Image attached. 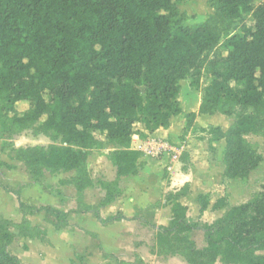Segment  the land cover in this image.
<instances>
[{
	"label": "trees",
	"instance_id": "1",
	"mask_svg": "<svg viewBox=\"0 0 264 264\" xmlns=\"http://www.w3.org/2000/svg\"><path fill=\"white\" fill-rule=\"evenodd\" d=\"M180 1L0 0V121H7L16 132L30 129L33 135L60 142L14 147L16 158L34 181L45 171L73 170L71 183L80 193L93 185L85 167L87 150L105 143L118 147L109 153L117 176L137 173L142 152L132 147V137L145 135L136 125L153 132L168 127L170 118L182 113L177 103L179 80L219 41L207 21L173 27ZM255 1L211 0L222 19L233 21L247 14L251 23L224 38L220 46L225 54L208 62L209 80L201 90L197 111L183 114L184 130L199 113L218 111L233 117L227 128L207 127L211 140L225 141L223 175L230 179L247 178L261 161L245 140L248 134L264 136V1L254 5ZM22 101L29 107L20 112L17 104ZM95 131L103 132L105 141L96 140ZM0 187L16 196L22 215L18 223L0 216V264H22L9 250L16 236L41 239L46 234L27 216L48 211L58 228L67 225L66 213L49 205L24 203L23 186ZM115 194L106 187L99 205L84 212L100 218L99 207ZM178 195L170 199V225L158 226L157 235L161 230L172 238L181 237L198 264L216 260L264 264V193L230 206L203 226L186 220V207ZM203 198L198 196L200 212L208 204ZM226 205L222 196L212 208ZM117 218L124 217L110 220ZM196 229L204 232L206 244L201 249L190 238Z\"/></svg>",
	"mask_w": 264,
	"mask_h": 264
},
{
	"label": "crops",
	"instance_id": "2",
	"mask_svg": "<svg viewBox=\"0 0 264 264\" xmlns=\"http://www.w3.org/2000/svg\"><path fill=\"white\" fill-rule=\"evenodd\" d=\"M182 89L180 88L178 95L182 93ZM198 101L199 98L195 95V97L189 100L187 108H184L180 104L182 113L172 116L169 120V126L166 128L159 127L153 132H148L145 130L143 124L139 125V131L145 135V138L142 139L134 135L132 139V147L142 152V155L138 159V165L140 164L138 171L136 174L117 176L115 167L110 163L112 172L108 174V182H115L116 194L111 202L99 207L98 213L100 218L93 212L80 211L79 208L72 204L74 202V198L72 197H67L68 201L66 200L65 204L58 203V201L55 202V199L49 195L42 183H32V181L24 183L26 186L20 192V198L24 203L35 206L49 205L60 210L62 213H66L67 225H60L56 230L44 227V221L41 217L43 212H33L27 216L31 225L42 227L45 230L48 246L53 247L51 239V235L53 236V234H51V230H55L59 234L61 241L63 235L65 241L69 243L73 242V246L70 248H67L68 245L65 246L64 244L63 248L57 247V252L60 254L59 259L64 262L65 260L68 261L65 264H70L69 259H75L76 255H84L85 261L82 263L77 262V264H104L106 261L103 259L102 253H105L109 257L108 264H116L118 261L133 264L136 257L144 264H188L178 254L163 255L162 252H158L152 248L155 228L157 226L168 227L172 219L171 198L165 200L163 198L164 195L168 192L176 194L184 185H189L186 192L178 193V201L186 207V220L189 222L209 224L214 219L221 217L230 206L237 205L232 202L231 195H228L226 206L219 209L212 208L216 199L225 196V192L230 193L225 184L214 182L216 176H224V164L210 161L207 152L203 148L199 150L198 145H194L191 142L179 145L178 141H176L183 133L184 125L182 124L181 117L185 113L196 112L195 110L199 106ZM215 114H197L192 122V126L199 128L204 125H212L208 121L204 123H200L199 121L201 118H205V116ZM221 115L220 121L216 124L213 123V126L217 125L222 128L227 126L225 122L228 120V116ZM162 139L169 141L172 145L161 150L156 156L151 155L150 152L154 147L151 146V149H148L145 146ZM116 148L118 147L108 143V150L112 151ZM153 151L156 153L155 150ZM181 152L187 155L182 158ZM177 153L180 155L178 156ZM184 158L186 162H184ZM215 158L216 160L219 159L217 154ZM108 162H111L110 156H108ZM225 179L229 178L225 177ZM151 180L156 181V183L153 181L151 183ZM197 181H200L202 186L205 185L203 186L204 188H195ZM138 184L149 185L150 187L142 189L138 187ZM10 186L17 188L14 184ZM89 190H93V187H87L83 192H89ZM74 191L75 197L76 194L80 196L81 192L78 193L75 189ZM202 193H207L208 204L200 212L198 196ZM1 194L9 197L10 200L14 198L16 206L12 213L9 211V208L8 210L4 208L3 211L11 215L10 217L5 216L6 213L2 211L4 213L1 214L3 215L2 217L18 223L22 215L18 208L16 196L9 192L0 193V196ZM82 199L83 203L87 202L86 200L84 201V197ZM148 209L150 211L149 214H147ZM116 215H121L124 218L110 220ZM107 219L108 221H106ZM148 226H153V230H150ZM190 238L197 248H202L205 245L204 232L200 229L190 232ZM23 241L27 250L15 249L11 251L13 242L9 246L10 252L17 255L21 262L23 255L30 253L32 249H36L37 252L39 248L42 254L48 252L47 246L38 239L23 238Z\"/></svg>",
	"mask_w": 264,
	"mask_h": 264
},
{
	"label": "rangeland",
	"instance_id": "3",
	"mask_svg": "<svg viewBox=\"0 0 264 264\" xmlns=\"http://www.w3.org/2000/svg\"><path fill=\"white\" fill-rule=\"evenodd\" d=\"M261 1L264 0H256L254 5H256L258 2ZM176 6L178 9V15L174 22L173 27L177 25L186 26V27L195 26L204 21H207L208 24L212 27V29L215 30L219 35L218 43L211 49L203 52L202 55L196 60L194 66L189 68L187 74L181 80H179L180 88L183 89H182V93L178 95L179 97H177V103L179 105L182 104L184 108H187L189 104V100H191L192 97H195V95L198 96L199 98L198 102H200L201 90L209 80V73L207 70V65L209 60L212 58L220 57L225 54V52L222 50L220 46L224 38L233 33L240 32L242 25L251 23V19L249 15L244 14L239 19L233 21L224 20L214 11L211 0H182L179 3H177ZM28 107L29 104L26 101H22L17 104V109L20 112L27 110ZM195 111H197V108ZM214 113L216 114L205 116V118H201L199 122L204 123L208 121L212 123V125L213 123L215 124L218 123L222 115L219 114L218 111H215L212 114ZM227 119H228L227 121L229 122L227 121L225 122V125L227 126H225L224 128H227L228 124L230 126L233 123L232 116H228ZM181 121L182 124L185 125L186 119L184 115L181 117ZM139 125L141 124L136 125V130L138 131H139L138 128ZM207 127L208 125H204L199 128H195L190 124V126L186 130H184L183 128V133L181 134V136H179L178 140L176 141H178L179 145H184L186 142H191L194 145H198L199 150L203 148L204 151L207 152L210 161L219 162V164L223 163L222 153L225 146V141L224 139H219V140L216 139L217 140L216 142L211 140L212 136L208 132ZM93 136L98 141H105V134L103 132L95 131L93 133ZM245 140L261 156V161L259 162L257 168L253 170L245 179H230V178L225 179V176L222 177L216 176L214 180V182L217 184L222 182L223 184L226 185V188L230 191V193L225 192L224 194L225 197L227 198L228 195H231L232 202L236 204L246 202L252 199L253 197L258 196L259 194L264 193V136L257 134H248L245 136ZM59 143H60L59 140L52 141L43 134L33 135L30 129L16 132L14 127H11L7 121L5 120L0 121V185L8 188L11 187L10 186L11 184H14L16 185V187L23 186L24 188L26 186L24 183L27 181H32V183L39 182L45 186L46 191L49 193V195L52 198L55 199V202L58 201V203L65 204L68 201L66 199L67 197L74 198L73 199L74 202L72 204L77 208H79L80 211L88 208L93 209L97 207L104 198L106 187H108V190L111 189V190H115L116 192V186L114 181L108 182V174L112 172V168L110 164L111 162H108V156H110L109 154L110 150H108V143H105L102 146V148L92 147L91 149L87 150V159L85 162V167H86L87 175L90 177L93 183V185L91 186L93 187V190H89V192L88 191L83 192V190L87 188V187H83L84 189L81 190L80 196L76 194V197L74 196L75 194L74 189L76 190L75 185L71 183V180L75 176V171L73 170L68 172L59 171L56 173H49L45 171L42 178H40L38 181H34L26 165L22 161L16 158L14 147L19 148V147H27L33 145H40L43 147H47L51 144H59ZM154 143H165L167 144V146L169 144L168 147L172 145V143L163 139L156 140L152 144H147L145 147L148 149H151L150 148L151 146L154 147L150 152V154L153 156H156L160 153L158 152V146L154 145ZM153 150H155L156 153H154ZM172 152L174 151L172 150ZM216 154L219 157V159L217 160L215 158ZM179 155L180 154H178V156ZM17 161H19L20 163ZM184 162H186V159H184ZM138 166H140V164ZM65 181H68V183H64ZM152 181L153 180H151V183L153 182L156 183V181L153 182ZM203 186L200 183V181H197L195 184V188L202 189L204 188ZM138 187L145 189V188H149L150 186L149 185L144 186L138 184ZM188 187L189 185H184L179 190L178 193L186 192L188 190ZM4 192L6 191L2 187H0V193H4ZM172 196L173 193L168 192L164 195L163 198H165V200H169ZM199 196L202 197L204 196L202 201L208 199L207 193H202ZM82 197H84V201L85 200L87 201L86 203L85 202L83 203ZM14 203H15L14 198L10 200L9 197L3 196L1 194L0 216L2 217L3 215L1 214L4 212L6 213L5 216L10 217L11 214L9 215L8 212L3 211V209L5 208L8 210L9 208V211H11L12 213L14 207H16ZM41 212H43L41 214V217L44 221V227H49L50 229L56 230V227L54 226L55 220L53 214H51L48 211H41ZM149 213L150 211L148 209L147 214ZM198 224H200L201 226L207 225V223H198ZM148 227L150 230H153L154 228L153 226H148ZM55 230H51L52 231L51 234H53V236L51 235V239L53 241V247L48 246L45 237L46 235L41 239L34 238L42 241L45 244V246H47L48 252L46 254L45 252L44 254H42L39 248L37 252L36 249H32L30 253H26L23 255V257L21 258L22 264H62L64 262L63 260L59 259L60 254H58L57 252V247L63 248L64 245L65 246L68 245L67 248H70L73 246V242L69 243L65 241L63 235L61 237L62 239L61 241L59 234L55 232ZM157 230H158V226L155 228V232L153 234L154 244L152 245V248L156 249L158 252H162L163 255L178 254L182 256L188 264H190L188 260H191V264L192 263L198 264L197 258L187 253V247L186 245L183 244L181 237L173 236L174 238H172L171 235L163 234L161 230H159V234L157 235L156 234ZM13 231L16 232L15 229H13ZM23 245H24L23 238L16 236L10 250L11 251H14L15 249L27 250L26 248L25 249L23 248ZM182 252H184V255H182ZM76 256L77 257L75 259H69L70 264H77V262L82 263L85 261L83 258L84 255L81 256L76 255ZM102 256L103 259L106 261L104 264H108L107 262L109 258L108 254L102 253ZM65 262L68 261L65 260ZM133 264H144V263H142V261L138 259V257H136ZM213 264H222V263L219 260H216Z\"/></svg>",
	"mask_w": 264,
	"mask_h": 264
},
{
	"label": "built area",
	"instance_id": "4",
	"mask_svg": "<svg viewBox=\"0 0 264 264\" xmlns=\"http://www.w3.org/2000/svg\"><path fill=\"white\" fill-rule=\"evenodd\" d=\"M154 145L158 146V152L168 147L165 143H154Z\"/></svg>",
	"mask_w": 264,
	"mask_h": 264
}]
</instances>
